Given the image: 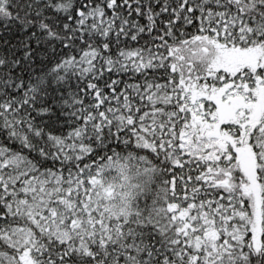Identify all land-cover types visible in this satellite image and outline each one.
<instances>
[{
    "label": "snow or ice",
    "instance_id": "1",
    "mask_svg": "<svg viewBox=\"0 0 264 264\" xmlns=\"http://www.w3.org/2000/svg\"><path fill=\"white\" fill-rule=\"evenodd\" d=\"M0 264H264V0H0Z\"/></svg>",
    "mask_w": 264,
    "mask_h": 264
}]
</instances>
